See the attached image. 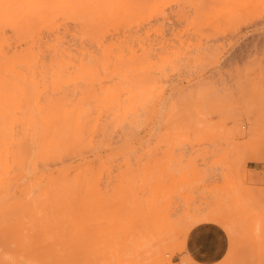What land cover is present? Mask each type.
<instances>
[{"label": "rangeland", "instance_id": "rangeland-1", "mask_svg": "<svg viewBox=\"0 0 264 264\" xmlns=\"http://www.w3.org/2000/svg\"><path fill=\"white\" fill-rule=\"evenodd\" d=\"M24 1L0 19V264H197L201 222L218 264H264V0Z\"/></svg>", "mask_w": 264, "mask_h": 264}, {"label": "crops", "instance_id": "crops-1", "mask_svg": "<svg viewBox=\"0 0 264 264\" xmlns=\"http://www.w3.org/2000/svg\"><path fill=\"white\" fill-rule=\"evenodd\" d=\"M230 238L219 224L201 222L188 233L185 254L197 264H218L227 255Z\"/></svg>", "mask_w": 264, "mask_h": 264}, {"label": "bare ground", "instance_id": "bare-ground-1", "mask_svg": "<svg viewBox=\"0 0 264 264\" xmlns=\"http://www.w3.org/2000/svg\"><path fill=\"white\" fill-rule=\"evenodd\" d=\"M24 3H26V1L24 0H0V19L4 22H7V23H11L13 25H17L19 24L18 21H14L15 18L19 17V16H22V14L28 12V10H30L28 7L26 8H21V7H24ZM7 32V30H5ZM7 36V34H6ZM35 35L33 34L32 37H34ZM31 37V39H32ZM8 39V38H7ZM17 40V39H16ZM11 41V40H10ZM41 42V41H40ZM54 45V44H53ZM57 46V45H56ZM6 47V46H5ZM37 47V46H36ZM58 47V46H57ZM1 48V47H0ZM6 49V48H4ZM10 49H13L11 46H10ZM35 49V48H33ZM55 49V46L54 48H52V50ZM59 49V48H58ZM56 49V50H58ZM61 49V48H60ZM60 49L58 51H60ZM7 50V49H6ZM42 50V49H40ZM4 51V50H3ZM9 51V50H8ZM18 51V50H17ZM21 51V50H20ZM38 51V50H36ZM40 52V51H39ZM61 52V51H60ZM18 53V52H17ZM34 53V52H33ZM42 53V51H41ZM58 53V52H56ZM4 54V52H3ZM8 54V53H7ZM58 55V54H57ZM36 57V56H35ZM37 57H40V56H37ZM20 58V57H19ZM1 59V58H0ZM60 59V58H58ZM39 60V59H38ZM66 60V59H65ZM36 62V61H35ZM36 66V65H35ZM9 72V71H8ZM25 73V72H24ZM34 73V72H33ZM36 74V73H35ZM1 75V74H0ZM34 77V76H33ZM2 79V78H1ZM34 79V78H33ZM10 81V79H9ZM6 82V81H5ZM3 82V83H5ZM12 82V81H11ZM11 82H8L11 83ZM33 82V81H32ZM0 85H4V84H0ZM8 90V89H7ZM35 99V98H34ZM264 99V98H263ZM30 104V103H29ZM33 104V102H32ZM36 123V122H35ZM14 136V135H13ZM17 137V136H16ZM21 150V149H20ZM195 225V224H194ZM193 228V227H192ZM190 229V228H189ZM231 230V229H230ZM7 256V255H6ZM189 259V258H188ZM6 260V258H5Z\"/></svg>", "mask_w": 264, "mask_h": 264}]
</instances>
